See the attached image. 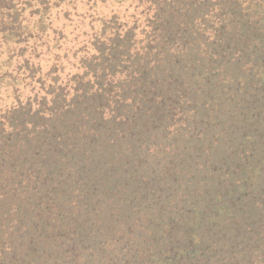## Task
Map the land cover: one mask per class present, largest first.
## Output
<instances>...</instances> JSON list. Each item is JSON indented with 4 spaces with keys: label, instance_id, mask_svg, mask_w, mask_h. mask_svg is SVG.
Wrapping results in <instances>:
<instances>
[{
    "label": "trees",
    "instance_id": "16d2710c",
    "mask_svg": "<svg viewBox=\"0 0 264 264\" xmlns=\"http://www.w3.org/2000/svg\"><path fill=\"white\" fill-rule=\"evenodd\" d=\"M1 1L0 264H264V0Z\"/></svg>",
    "mask_w": 264,
    "mask_h": 264
},
{
    "label": "rangeland",
    "instance_id": "374dc122",
    "mask_svg": "<svg viewBox=\"0 0 264 264\" xmlns=\"http://www.w3.org/2000/svg\"><path fill=\"white\" fill-rule=\"evenodd\" d=\"M7 1H10V2H7ZM37 0H4L3 3L8 5V4H11V5H18V4H21V3H24L25 6H30L35 4ZM58 1V0H57ZM87 0H65L64 3H61L62 5L57 9V10H52V11H42L44 14L41 15V14H36L34 13L35 11L33 10V8H31V10H27L26 11V22H27V32L28 31H34L35 28L39 27L40 24L44 25V26H48L49 27H52L51 29H56V30H59V29H62L64 24H66L67 26L65 27V30L67 33H69V37L67 39L68 42H66L65 44L61 45L60 47L63 49L62 51L64 52L67 49H70V54L69 55H72L73 51L80 47L86 40H87V34L90 33V24H89V21H92L91 23L94 24L93 22V17H96L98 15V12H101L104 11L105 14L107 13H110L112 10H116L118 8V6H113L114 3H111V2H108V7H105V8H100V1L98 0V5L96 6L97 7V11L94 9L92 10V8H90V6H86L85 3H86ZM2 1L0 0V3ZM38 2V1H37ZM13 3V4H12ZM74 5L75 7L77 6L76 11L78 12V15L81 16L80 13H84L85 14V19L82 23H80V26L77 30L74 31V33H70V31L72 30L71 27H69V21H66L64 18H63V15H64V12L66 10H69L71 9L72 6L70 5ZM90 4V3H89ZM88 4V5H89ZM102 5H105V4H102ZM122 11V9H121ZM2 12V9L0 7V14ZM71 14L69 15V19H73V23H75V20H78L79 17L78 15L75 14V10H71L70 11ZM30 15L28 16L27 14ZM68 19V20H69ZM41 20V21H40ZM52 32V30H50ZM50 39L52 37H49ZM9 45L8 43L6 44L3 40V35L0 34V53L2 51V49H4L5 47L7 48ZM5 51V50H3ZM2 51V52H3ZM13 65L12 67L15 66V64H12ZM69 67H67L68 69ZM0 91H3L4 92V89L2 88ZM3 93H1L2 95ZM5 95V93H4Z\"/></svg>",
    "mask_w": 264,
    "mask_h": 264
}]
</instances>
